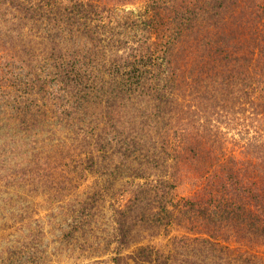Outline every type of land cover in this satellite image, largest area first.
Masks as SVG:
<instances>
[{"label": "trees", "instance_id": "16d2710c", "mask_svg": "<svg viewBox=\"0 0 264 264\" xmlns=\"http://www.w3.org/2000/svg\"><path fill=\"white\" fill-rule=\"evenodd\" d=\"M15 174L84 186L112 264H264V0H0Z\"/></svg>", "mask_w": 264, "mask_h": 264}, {"label": "rangeland", "instance_id": "374dc122", "mask_svg": "<svg viewBox=\"0 0 264 264\" xmlns=\"http://www.w3.org/2000/svg\"><path fill=\"white\" fill-rule=\"evenodd\" d=\"M50 179L0 175V264H112L95 250L107 241L109 210L97 229L81 232L71 213L64 215L76 206L73 199L84 186L75 192Z\"/></svg>", "mask_w": 264, "mask_h": 264}]
</instances>
